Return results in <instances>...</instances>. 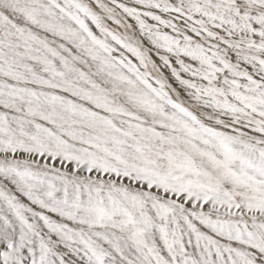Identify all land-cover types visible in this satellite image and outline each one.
Returning <instances> with one entry per match:
<instances>
[{
	"label": "snow or ice",
	"instance_id": "snow-or-ice-1",
	"mask_svg": "<svg viewBox=\"0 0 264 264\" xmlns=\"http://www.w3.org/2000/svg\"><path fill=\"white\" fill-rule=\"evenodd\" d=\"M0 264H264V0H0Z\"/></svg>",
	"mask_w": 264,
	"mask_h": 264
}]
</instances>
